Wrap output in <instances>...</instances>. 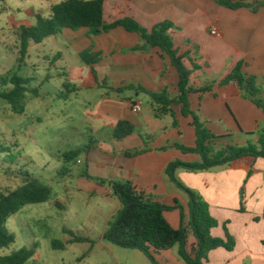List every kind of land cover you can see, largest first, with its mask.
Returning a JSON list of instances; mask_svg holds the SVG:
<instances>
[{
    "label": "crops",
    "instance_id": "1",
    "mask_svg": "<svg viewBox=\"0 0 264 264\" xmlns=\"http://www.w3.org/2000/svg\"><path fill=\"white\" fill-rule=\"evenodd\" d=\"M233 1L255 6L264 0ZM104 10L107 23L132 17L148 30L165 21H171L180 28L173 30L171 35L179 54L188 56L184 62L193 71L192 87L211 88L205 93H193L190 101L193 110L207 122L209 130L216 136V149L246 146L259 141V136L248 134L264 129V112L243 98V91L237 83H221L240 62H245V72L257 77L264 98V7L255 12L249 7L231 10L213 0H106ZM72 31L67 29L62 33L78 49L79 56L87 50L101 54V61L90 67L93 81L97 84L95 90L102 88L107 92L101 97L100 112L113 120V123L106 126L111 128V133L104 138V147L96 138H92L91 144L86 146L89 151L84 153L85 170L95 180L130 181L138 191L155 196V201L167 206H174L179 201L185 208L188 224V197H183L176 185L168 183L166 169L173 162L193 163L199 158L194 154H183L177 149L158 150L177 143L194 147L196 132L192 127V119L184 118L182 106L177 105L172 106L179 123L177 127L169 115L156 118L150 97L141 91H168L172 98L178 95L179 76L170 58L157 48L147 53L128 52L143 42L138 34L129 33L123 28L93 38L88 37L89 30L86 28L74 31V37L70 36ZM57 57L60 58V55ZM194 64L201 68L194 70ZM63 76L67 77V73L61 74ZM131 86L135 89L119 92ZM90 89H93L91 84ZM71 91L74 89L71 88ZM63 93L61 97L69 100V97L78 94V90L76 88L75 92L67 95ZM135 104L142 105L141 112L133 109ZM121 121L129 122L135 130L131 135L118 140L114 134ZM144 149L148 151L140 156L131 158L126 155L127 152ZM175 175L208 203L211 216L218 222V227L211 231L212 236L226 239L229 234L236 242L233 251L225 248L211 251L204 264H264V159L237 161L231 166L203 173L177 170ZM80 178L92 184L88 183L89 188L78 189L72 195L78 193L98 199L102 202V208H107L109 204L111 206L100 237L77 234L97 242L95 245L83 243L90 245L85 255L92 256L99 251L111 261H97L94 264H148L137 253L140 251L126 250L103 239L109 223L122 209V204L109 185L101 186L95 180L83 178L82 174ZM62 209L67 210V207L62 205ZM165 218L173 229L181 228L179 210L166 212ZM65 231L62 241L66 244L65 250L82 245L69 244L71 237ZM60 244V240H51L47 247L38 244L33 249L34 256L30 262L51 263L61 252ZM197 245V239L190 235L188 252L194 255ZM179 251L180 246L177 245L169 251L155 254V258L160 264H187L179 257ZM85 255L83 258L88 257Z\"/></svg>",
    "mask_w": 264,
    "mask_h": 264
},
{
    "label": "trees",
    "instance_id": "2",
    "mask_svg": "<svg viewBox=\"0 0 264 264\" xmlns=\"http://www.w3.org/2000/svg\"><path fill=\"white\" fill-rule=\"evenodd\" d=\"M105 1L106 0H62L60 3L51 7V15L45 17L37 16L35 26H21L18 34L21 40V61L28 53L31 43L41 44L46 39L61 34L64 30L79 31L83 28L88 29V37H100L112 31L123 28L129 33L138 34L143 44L138 45L128 52L147 53L152 49H160L167 55L179 76V93L176 97L169 96L168 91L162 93L149 92L144 89L141 91L147 94L154 108L156 118L171 116L174 119V126H178L175 111L172 106H182L184 118L192 119V127L196 132V145L186 147L180 143L165 146L158 151H168L177 149L183 154L197 155L199 160L193 163L181 161L171 163L166 169V176L179 189L184 191L189 198L190 222L186 224V212L182 204L177 201L174 206H167L155 201L154 196L146 195L138 191L135 185L130 182H108L105 180H95L89 175L88 170H84L82 177L88 180H95L101 186L109 185L113 189L114 195L120 200L122 209L114 216L109 223L103 239L117 247L126 250L140 251L151 261L152 264H160L155 254L169 251L175 246H180L179 257L187 264H204L208 260L209 253L219 248L233 251L236 242L233 237L227 234L226 239L214 238L211 231L218 227L209 211V205L195 191L187 188L176 178V171L183 170L189 173L209 172L217 168L231 166L237 161H256L264 159V129L261 128L257 133L248 134L259 136V141L249 143L246 146H228L224 149H216L214 140L216 136L211 133L207 122L192 108L190 96L193 93H205L211 88L194 89L191 85L193 71L188 69L184 60L188 56L179 54L175 48V42L171 35L173 30H180L171 21H165L148 30L132 17L107 23L105 20ZM220 6L231 10H239L249 7L255 12L264 7V1L249 6L244 2H234L233 0H213ZM81 60L88 66H93L101 61V54L93 53L92 50L84 51L80 54ZM59 58V57H56ZM245 62H240L232 73L221 83H237L243 91V98L253 102L264 112L263 89L257 84V77L248 75L245 72ZM201 67L194 64V70ZM29 80L18 76L0 75V100L6 102L13 113L22 115L25 113V100L29 92ZM65 88L67 93L75 92L76 88L66 80ZM71 88L74 91H71ZM135 87H126L119 92L133 90ZM39 97L38 89L32 91ZM64 94V93H63ZM135 128L127 121L119 122L115 130V138L121 140L134 132ZM89 147L72 151L66 155V160L77 159L81 154L88 153ZM148 149L127 152L128 157H137L145 154ZM4 151L0 149V154ZM65 170V169H64ZM65 171L69 172V169ZM52 189L38 180L28 176L27 182L20 188L10 191H0V248H7L15 243L14 236L7 229L9 219L17 214L23 207L33 204H43L50 201ZM59 207L60 204H58ZM179 210L181 212L182 226L175 230L165 218V213ZM71 240L69 244L89 243L95 245L97 242L87 237L78 236L71 231H65ZM193 235L198 245L194 255L188 252L187 244L189 236ZM56 246V242L54 243ZM61 250H65L66 244H60ZM34 256L33 250L23 249L7 257H0V264H29ZM88 254L85 255V257Z\"/></svg>",
    "mask_w": 264,
    "mask_h": 264
},
{
    "label": "rangeland",
    "instance_id": "3",
    "mask_svg": "<svg viewBox=\"0 0 264 264\" xmlns=\"http://www.w3.org/2000/svg\"><path fill=\"white\" fill-rule=\"evenodd\" d=\"M61 1L0 0V75H16L30 82L24 114L13 113L11 107L0 100V149L4 151L0 154V191L10 192L22 187L28 176L52 189L50 201L25 206L9 219L7 229L15 243L0 248V257L23 249L33 250L38 244L47 247L51 240L62 242L64 230L100 237L111 207L109 204L102 208L100 200L82 194L72 195L92 183L80 178L86 168L84 153L75 160H66L68 153L90 145L92 138L104 147V138L111 133V128L106 126L113 120L100 112L101 97L107 92L102 88L95 90L92 67L82 62L78 49L63 33L41 44L31 43L21 61L18 29L35 26L38 15L49 17L51 7ZM72 33L74 31L70 36L74 35ZM58 55L60 58H56ZM64 72L67 77H61ZM67 79L78 90L69 100L61 97V92L68 94ZM35 89L40 97L33 94ZM167 179L170 185H175ZM177 189L183 197L187 196L178 186ZM89 247L82 244L61 250L49 264L111 262L99 251L83 258ZM137 253L150 264L143 254Z\"/></svg>",
    "mask_w": 264,
    "mask_h": 264
},
{
    "label": "built area",
    "instance_id": "4",
    "mask_svg": "<svg viewBox=\"0 0 264 264\" xmlns=\"http://www.w3.org/2000/svg\"><path fill=\"white\" fill-rule=\"evenodd\" d=\"M133 109L136 111V112H141L142 111V105L141 104H135L133 106Z\"/></svg>",
    "mask_w": 264,
    "mask_h": 264
}]
</instances>
